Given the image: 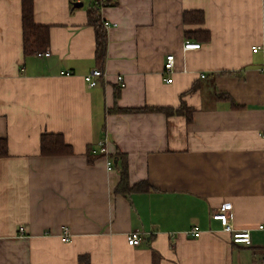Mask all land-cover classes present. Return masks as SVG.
<instances>
[{"label": "crops", "instance_id": "1", "mask_svg": "<svg viewBox=\"0 0 264 264\" xmlns=\"http://www.w3.org/2000/svg\"><path fill=\"white\" fill-rule=\"evenodd\" d=\"M92 2L33 0L49 45L24 55L21 0H0V264H78L84 254L89 264H264V0L101 2L105 59L89 87ZM184 11L202 12L193 27L206 29L207 41L184 37ZM186 40L200 46L184 51ZM180 105L190 120L108 112ZM45 132L61 134L72 153L42 155ZM105 132L110 169L91 152ZM115 153L126 160L129 186L145 181L147 190H115ZM226 202L231 227L249 230V244L233 242L212 218ZM193 226L196 237L187 233ZM135 230L143 240L130 246L126 234Z\"/></svg>", "mask_w": 264, "mask_h": 264}, {"label": "trees", "instance_id": "2", "mask_svg": "<svg viewBox=\"0 0 264 264\" xmlns=\"http://www.w3.org/2000/svg\"><path fill=\"white\" fill-rule=\"evenodd\" d=\"M92 4L87 7V23L94 29L95 35V65L96 68L102 69L105 59L106 50V31L105 22L102 21L99 15L98 7L101 6L100 0H92ZM96 1V2H95ZM110 3V2H109ZM183 23L185 25H191V28L184 29V37L186 39H194L197 41H207L209 39V32L200 27H193L203 22V14L200 11H184L182 16ZM21 24H22V50L24 55H33L47 50L49 45V30L45 25L36 24L34 21V3L33 0H21ZM224 93L219 94L220 97H224ZM118 93L115 94V97ZM116 111H163L166 114L176 112L178 114H185L186 120H190V110L184 105H180L177 109L157 106H143L135 108H119L114 106L109 108L108 112ZM40 153L42 155H60L71 154L72 148L64 141L61 134L58 133H42L40 136ZM7 146L6 140L0 139V157L6 155ZM118 164L116 166L119 169L120 178L115 187L116 191L130 193L132 191H145L150 186L147 182L142 181L132 186H129L127 178L126 160L123 156H119ZM117 157V158H118ZM116 163V162H115ZM78 264H89L87 255H80L78 257Z\"/></svg>", "mask_w": 264, "mask_h": 264}, {"label": "built area", "instance_id": "3", "mask_svg": "<svg viewBox=\"0 0 264 264\" xmlns=\"http://www.w3.org/2000/svg\"><path fill=\"white\" fill-rule=\"evenodd\" d=\"M110 1L112 0H102L101 2L109 3ZM104 24L107 25L106 22ZM199 46H200L199 43H194V42H190L189 40H186L182 46V49L185 51L191 48H198ZM258 49L259 46L257 45L251 46V50L253 52L257 51ZM173 64H174L173 54H167L165 56V61L163 63V72L164 74H166V79H165L166 82H171L172 80L171 74L173 72V67H174ZM262 69L264 70V64L262 66ZM101 76H102V70L98 68H94L84 76V80L89 87H92L98 83V78ZM200 77H204V74H201ZM117 83L119 87H122L124 85L123 76L120 74L117 75ZM108 141H109V136L105 132L104 135L97 141L96 146L91 148V152L93 154H100L102 156H105L106 167L107 169H110L113 166V161L107 152ZM230 208H231L230 202L221 204L220 207L212 214V218L220 220V223L223 226V228L231 233V239L233 242L249 244L250 243L249 230H234L231 227L228 216V211L230 210ZM258 227L263 228V225H259ZM18 229L20 232L25 231V227L23 225H19ZM187 233L191 236L196 237L199 235L200 232L196 226H193L187 231ZM61 238L63 241L69 240L70 230L68 226L62 227ZM142 240H143V234L140 231L135 230L126 234V242L130 246L138 245Z\"/></svg>", "mask_w": 264, "mask_h": 264}, {"label": "water", "instance_id": "4", "mask_svg": "<svg viewBox=\"0 0 264 264\" xmlns=\"http://www.w3.org/2000/svg\"><path fill=\"white\" fill-rule=\"evenodd\" d=\"M82 5V2H74V6H80ZM114 162H116V159H114Z\"/></svg>", "mask_w": 264, "mask_h": 264}]
</instances>
